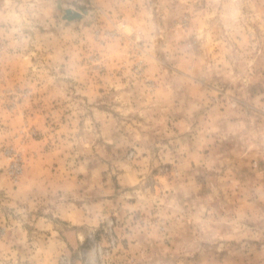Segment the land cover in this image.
I'll list each match as a JSON object with an SVG mask.
<instances>
[{"label": "rangeland", "instance_id": "obj_1", "mask_svg": "<svg viewBox=\"0 0 264 264\" xmlns=\"http://www.w3.org/2000/svg\"><path fill=\"white\" fill-rule=\"evenodd\" d=\"M0 264H264V0H0Z\"/></svg>", "mask_w": 264, "mask_h": 264}, {"label": "clouds", "instance_id": "obj_2", "mask_svg": "<svg viewBox=\"0 0 264 264\" xmlns=\"http://www.w3.org/2000/svg\"><path fill=\"white\" fill-rule=\"evenodd\" d=\"M14 7L15 6H13V5H8L7 7H6V12H7V14H8V16H13V9H14Z\"/></svg>", "mask_w": 264, "mask_h": 264}]
</instances>
